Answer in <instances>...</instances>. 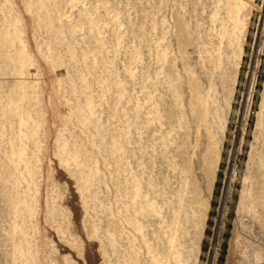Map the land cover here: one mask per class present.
Returning <instances> with one entry per match:
<instances>
[{
    "label": "rangeland",
    "instance_id": "obj_1",
    "mask_svg": "<svg viewBox=\"0 0 264 264\" xmlns=\"http://www.w3.org/2000/svg\"><path fill=\"white\" fill-rule=\"evenodd\" d=\"M0 264H264V0H0Z\"/></svg>",
    "mask_w": 264,
    "mask_h": 264
}]
</instances>
